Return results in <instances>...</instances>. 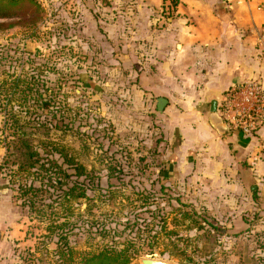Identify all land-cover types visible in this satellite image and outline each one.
I'll return each instance as SVG.
<instances>
[{"label": "rangeland", "instance_id": "rangeland-1", "mask_svg": "<svg viewBox=\"0 0 264 264\" xmlns=\"http://www.w3.org/2000/svg\"><path fill=\"white\" fill-rule=\"evenodd\" d=\"M79 1L0 0L1 182L20 204L34 203L22 210L26 239L6 264H85L126 247L130 264H264V187L217 195L212 176L191 188L163 174L164 111L138 95L122 48L111 37L101 45L106 2H96L91 31L76 7L90 1ZM21 139L46 164L23 174L21 184L35 186L26 197Z\"/></svg>", "mask_w": 264, "mask_h": 264}, {"label": "crops", "instance_id": "crops-1", "mask_svg": "<svg viewBox=\"0 0 264 264\" xmlns=\"http://www.w3.org/2000/svg\"><path fill=\"white\" fill-rule=\"evenodd\" d=\"M89 1L88 11V4L76 7L84 9L88 30L94 31L92 11L102 1ZM103 1L100 27L106 35L101 45L108 48L111 37L122 48V61L132 64L137 77L138 95L155 97L156 108L160 97L168 100L162 118L169 126L171 150L163 174L171 173L170 179L179 183L188 180L191 188H203L212 176L217 195L237 194L257 182L263 188L264 123L253 136L230 126L221 134L210 121V109L215 99L219 107L223 94L236 84L257 80L264 87V51L259 43L264 0ZM3 171L0 264L10 262L13 248L26 239V207L14 189L1 182Z\"/></svg>", "mask_w": 264, "mask_h": 264}, {"label": "built area", "instance_id": "built-area-1", "mask_svg": "<svg viewBox=\"0 0 264 264\" xmlns=\"http://www.w3.org/2000/svg\"><path fill=\"white\" fill-rule=\"evenodd\" d=\"M259 43L264 51V33ZM218 110L232 129L253 136L264 123V87L257 80L236 84L223 94Z\"/></svg>", "mask_w": 264, "mask_h": 264}, {"label": "trees", "instance_id": "trees-1", "mask_svg": "<svg viewBox=\"0 0 264 264\" xmlns=\"http://www.w3.org/2000/svg\"><path fill=\"white\" fill-rule=\"evenodd\" d=\"M18 145L16 146L17 148V152H20V156L22 157L23 161L19 163V167L17 168V177H19L20 179L18 180V182L20 183L19 189L22 192H25V194H22L24 197H26L25 195H29L32 193V191L35 190V186L34 184H21V182H23L24 177L23 174L24 173H28L30 172L31 169H39L42 168L43 166H45L46 164H42L40 163L38 160V156H39V152H37V150H34L35 148H33V144L31 142H29V140L27 139H21L18 141ZM8 152H10V147H7ZM61 155H62V150H60ZM69 162H72V160H67ZM6 163L4 162L2 164V168L5 170L6 167ZM73 164V163H71ZM76 166H80L79 168H82L83 166H81L80 164L76 163ZM82 171L79 172V175L81 174ZM37 190V189H36ZM73 190V188L71 189ZM70 195V194H68ZM30 199V198H29ZM22 206L24 207H28V209H32L34 207V203L32 202V200H24L22 201ZM149 225V224H147ZM149 243V240H147ZM58 246V244L56 245ZM56 249V248H55ZM53 248V250H55ZM60 250V248H59ZM63 250V248H62ZM127 247L120 250V251H101L98 254L87 258L85 261V264H130V262L132 261V257L128 258L127 254Z\"/></svg>", "mask_w": 264, "mask_h": 264}, {"label": "water", "instance_id": "water-1", "mask_svg": "<svg viewBox=\"0 0 264 264\" xmlns=\"http://www.w3.org/2000/svg\"><path fill=\"white\" fill-rule=\"evenodd\" d=\"M168 103V100L164 97H160L157 101V109L159 111H164L166 105ZM210 121L212 125L221 133L225 134L230 131L229 125L224 120V118L220 115L218 112V100L212 101V106L210 109ZM2 166L0 165V171ZM140 262L142 264H173L172 262L162 260V259H156L153 257H143L140 259Z\"/></svg>", "mask_w": 264, "mask_h": 264}]
</instances>
